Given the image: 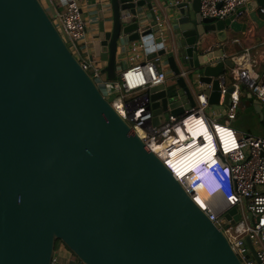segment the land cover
Wrapping results in <instances>:
<instances>
[{"label": "water", "instance_id": "obj_1", "mask_svg": "<svg viewBox=\"0 0 264 264\" xmlns=\"http://www.w3.org/2000/svg\"><path fill=\"white\" fill-rule=\"evenodd\" d=\"M155 5L86 6L99 19L94 39L102 80L119 78L125 44L141 43L147 60L172 46L171 77L146 90L152 126L191 113L200 95L211 113L226 112L232 95L240 101L243 84H251L243 74L235 81L232 57L224 53L230 33L244 34L247 24L202 18L200 0H177L170 6L178 13L176 29L165 22L164 39ZM263 6L253 0L238 13L263 27L256 12ZM54 17L49 0H0V264H52L58 242L80 264H242L191 198L192 188L189 194L83 68ZM210 34L221 49L204 52ZM247 98L251 106L235 120L253 112L263 121L260 102ZM225 219L236 225L238 211ZM244 242L245 259L259 263L251 238Z\"/></svg>", "mask_w": 264, "mask_h": 264}, {"label": "built area", "instance_id": "obj_2", "mask_svg": "<svg viewBox=\"0 0 264 264\" xmlns=\"http://www.w3.org/2000/svg\"><path fill=\"white\" fill-rule=\"evenodd\" d=\"M49 1L52 5L55 4V6L62 7L57 21L61 23L68 37L69 49L74 55H77L75 56L79 59L83 68L94 75L96 81L105 86L110 85L109 95L115 97L111 102L113 107L131 125L145 144L151 149L160 148L161 150L165 148L164 155L158 154V152L154 153L167 166L166 157H171L174 155V152L177 151L179 154L192 146H196L194 149L201 147L199 145L205 141L204 138L201 136V142L199 137L196 140H191L193 136L186 130L185 121L192 117L197 118L199 113L203 114L207 122L204 121V123L210 134H212L215 153H217V160L213 162H218L221 168H226L229 171L230 179L229 185L224 186L221 192L226 201L221 203L218 199H214L212 203H205L206 207H202L201 209L227 237L233 251L242 264H264V137L237 132L230 126L239 110V99L236 93L232 95L230 107L226 112L213 113L215 117L205 115L208 109L207 101L205 96L200 95L196 101V107L191 110V113H187L182 117L169 116L163 124L153 127L152 115L147 109L146 90L151 86L165 84L167 80L166 75L169 71L166 64V56L171 50L174 51V48L172 46L165 47V55L147 60L143 45L139 42H132L129 47V60L132 65L120 72L119 81H104L99 75L100 67L94 63L82 60L84 52L81 51V41L86 33V22L82 18V7L76 0ZM251 1L253 0H200L199 13L202 18H216L217 20L233 17V21H241L246 16L247 20L253 23L247 16L248 13H238L240 8L245 7ZM144 12L147 13L146 10ZM256 12L264 20V6L258 7ZM157 22L163 38L164 36L166 37L164 33V20L157 17ZM228 42L229 45H235L239 44L241 40L233 38L228 39ZM242 56H247L250 60V63H247L248 68L246 69L242 68L238 62V59ZM231 57L234 63L232 76L235 81L239 78L240 74H243L251 82L249 86L250 94L264 108V41L240 52H235ZM142 90L144 91L143 94H139ZM135 94H139L137 98L132 100L126 99L128 95L133 96ZM117 104L122 107L123 113L118 110ZM215 125L225 128L224 130L228 132L227 143L222 141L219 136L217 137ZM176 129L185 134V139L182 143L185 149L179 147L175 151L172 150L175 145L174 141L176 142L179 138L178 132H175ZM168 167L173 172L171 166ZM173 174L175 175V172ZM176 179L190 194V187L183 183L182 178L177 177ZM192 194L191 198L196 201V193L192 192ZM232 209L238 211L240 219L239 223L234 226H231L230 222L225 219L226 214ZM249 214L251 215V222L248 220ZM247 236L252 240L259 263H256L253 259H245L244 255L249 253L244 242ZM52 264L62 263L59 258L53 257ZM73 264L80 263L75 262Z\"/></svg>", "mask_w": 264, "mask_h": 264}, {"label": "crops", "instance_id": "obj_3", "mask_svg": "<svg viewBox=\"0 0 264 264\" xmlns=\"http://www.w3.org/2000/svg\"><path fill=\"white\" fill-rule=\"evenodd\" d=\"M78 2V4L82 7L83 10V14H84V20L86 22V33L85 36L83 38V40L81 41V48L84 52V56L82 58V60H85L86 62H91L96 64L98 67L102 68L103 67V63H101V61H99V51H98V47L95 45V34H96V29H97V22H98V18H97V14L94 13L93 11H90L89 9H87V5L94 3L95 0H76ZM177 0H164V2L162 0H155V8L158 10V13H156L158 18H161L164 20V22L167 23V26H169L172 29H176V18L178 17V13L177 10L175 8H170V6H173L175 4ZM54 13H55V17L54 20H58V15L59 12L62 10V7L60 6H55L52 5ZM138 11L143 14L142 12L145 11V9H138ZM248 16V15H247ZM248 19V18H247ZM246 19V21H239L240 24L242 23H246L247 24V29L246 32L244 34L242 33H230V37L229 39H233V38H237L240 39L241 42L239 44H231L230 46L226 47L224 49V53L226 56H232L233 53L235 52H240L246 48H250L253 47L259 43H261L262 41H264V26L263 27H259L254 23H250L248 20ZM208 38V42L205 43L204 45V52H209L212 48V46H216L218 50L221 49V46L215 43V38L213 36V34H210L207 36ZM131 44H125V47H121L119 53H118V74H120V72L122 70H125L127 68H129L132 63L129 60V47ZM201 52V51H199ZM200 54V53H199ZM167 79H169L171 77L170 72H167L166 75ZM143 90L140 91V94H143ZM104 93V92H103ZM250 94V87L249 85L243 84V89L242 91L239 93L240 96V101L243 100V107L239 110L244 111V110H248V108L251 106L252 104V100L253 99H248L247 95ZM222 100V99H221ZM239 101V102H240ZM249 112H246V115ZM253 113V112H252ZM206 115L207 116H211V117H215L213 116L214 114L211 113L209 111V109L206 110ZM258 117V116H257ZM218 120V118H216ZM237 120V119H236ZM235 120V121H236ZM235 121L230 123V126L237 132H244L245 130L240 129L238 126L235 125ZM220 122V120H219ZM202 130H200L201 132ZM200 136V135H198ZM202 164H198V166H201ZM215 163L212 162L207 166H201L200 168H198L197 165H193L194 168L196 169V173H198L199 175V179H205L208 180L209 177H211V173H210V169H213L212 166H214ZM206 194V193H203ZM208 196V194H206ZM219 197H217L216 199H218L219 201H221V203L224 202V198L222 196V193L218 195ZM208 199L212 202L213 200L211 198L208 197ZM66 257V255H65ZM61 260L62 264H73L75 263L72 260L66 261L64 259H59Z\"/></svg>", "mask_w": 264, "mask_h": 264}, {"label": "bare ground", "instance_id": "obj_4", "mask_svg": "<svg viewBox=\"0 0 264 264\" xmlns=\"http://www.w3.org/2000/svg\"><path fill=\"white\" fill-rule=\"evenodd\" d=\"M238 62L241 64V67L246 69L248 68L247 63H250L249 57L247 56H242L238 59ZM118 110L123 113L122 107L117 104ZM206 115V114H205ZM203 114L198 115L197 118H190L189 120L185 121V128L187 131L192 134L193 139L191 140H196V138L199 137L200 142L202 140L201 136L204 138V142L200 144L201 146L199 149H194L196 146H192L189 149H185L183 147V140L185 139V134L184 132H180V130L175 132H178L179 138L178 140L174 143V148L172 150L176 151V148L183 147L185 149L183 154L174 152L171 157H166V161L168 166H171L173 172H175V177L177 178H182L183 183L192 188V190L195 191L197 195V200L195 201L197 204H199L200 208L206 207L205 203H212L209 199L208 196L206 195L207 192L205 191L203 186H200L199 183L196 184V180H198L199 175L196 173V169L200 168L201 166H207L210 163H212L214 160L212 158L213 153H215V145L212 140V134H210V131L208 130L207 126L205 125ZM207 123V122H206ZM213 124V123H212ZM211 124V125H212ZM217 125V124H216ZM215 125V130H217V137L219 136L222 141L225 143L228 142L226 140L228 138V132L224 130L225 128H222L220 126ZM214 128V126H213ZM228 129V128H227ZM200 130H202L200 132ZM232 131V130H231ZM230 132V130H229ZM200 135V136H198ZM154 147H156L155 144H153ZM198 146V147H199ZM153 152H158V154L164 155L165 154V148H152ZM215 163V162H214ZM198 164H202L201 166H198ZM197 165L198 168L193 169L194 166ZM187 176V178H185ZM185 179V180H184ZM214 180V177L213 179ZM199 185V186H198ZM194 188V189H193ZM206 193V194H203ZM204 202V203H203Z\"/></svg>", "mask_w": 264, "mask_h": 264}, {"label": "rangeland", "instance_id": "obj_5", "mask_svg": "<svg viewBox=\"0 0 264 264\" xmlns=\"http://www.w3.org/2000/svg\"><path fill=\"white\" fill-rule=\"evenodd\" d=\"M117 81H119V78H117ZM96 82L98 84L99 89L102 92L105 93L104 95L106 96V98L110 102H112L113 96L109 95L110 94V85H108V86L106 85L105 86V85L101 84L98 81H96ZM139 94H135L133 96L132 95H128L126 97V99L127 100L135 99V98H137V96ZM242 107H243V100H241L239 102V109H241ZM235 125L238 126L240 129L245 130L244 132H241V133H246V134H251V135H254V136L264 137V131H263V128H262V124H261L259 118L257 117V115L255 113L251 112L249 115H246V113H242L237 118V120L235 121ZM65 255H66V257H65ZM54 257H56L57 259L58 258L59 259H64L66 261H69V260H72L74 262L76 261L75 257L72 256L70 254V252L64 247V245L59 243V242L56 244ZM60 262H61V260H60Z\"/></svg>", "mask_w": 264, "mask_h": 264}, {"label": "clouds", "instance_id": "obj_6", "mask_svg": "<svg viewBox=\"0 0 264 264\" xmlns=\"http://www.w3.org/2000/svg\"><path fill=\"white\" fill-rule=\"evenodd\" d=\"M216 156L217 153L212 155L213 160H217ZM212 167L213 169H210L211 177H209L208 180L198 179L196 180V184L199 183L200 186H203L208 194V197L214 200L219 197L218 195L221 194L223 187L229 185L230 177L229 171L226 168H221L218 162H216ZM213 177L214 180H212ZM192 191L195 192L194 190ZM224 201H226V198H224Z\"/></svg>", "mask_w": 264, "mask_h": 264}, {"label": "trees", "instance_id": "obj_7", "mask_svg": "<svg viewBox=\"0 0 264 264\" xmlns=\"http://www.w3.org/2000/svg\"><path fill=\"white\" fill-rule=\"evenodd\" d=\"M246 19H247V17L244 16V17L242 18V21H246ZM114 98H115V97H113V99H114ZM261 124H262V128H263V131H264V120L261 121ZM76 262H77V260H76Z\"/></svg>", "mask_w": 264, "mask_h": 264}]
</instances>
